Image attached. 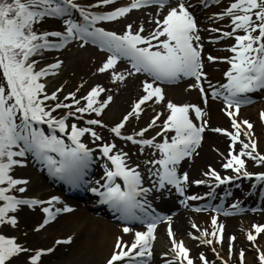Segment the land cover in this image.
<instances>
[{
	"label": "snow or ice",
	"instance_id": "obj_1",
	"mask_svg": "<svg viewBox=\"0 0 264 264\" xmlns=\"http://www.w3.org/2000/svg\"><path fill=\"white\" fill-rule=\"evenodd\" d=\"M114 2L115 0H99L94 7ZM169 3L170 0H132L128 6L99 14L82 7L75 0H0V185L7 184V187H0V201L4 202L0 205V226L14 227L17 224V217L9 213H16L24 206L34 209L38 205L52 204L60 199L52 197L45 202L8 194L16 186L27 184L26 180L14 178L11 172L16 166H25L24 158L28 155L42 164L53 177L76 187L85 183L84 177L92 163V149L88 148L81 138L85 134H90L94 140H101L102 137L92 127H79L75 123L69 125L67 120L69 117L83 119V116L78 114L102 115L113 99L112 96H108L106 100H100L101 93L106 90L97 85L82 97L86 102L84 106H80V100L76 99V93L72 92L65 97V100H72L71 104L57 102L54 107H49L46 101H58V93L63 89H58L49 95L41 79L56 74L62 61L36 70L37 61L32 58L42 54L44 50L63 48L69 41L77 39L84 44L91 41L94 44L98 43L110 53L98 69L100 73L111 70L114 81H123L125 75L117 72L116 67L121 59H126L135 73H145L151 77V81H144L145 94L134 104L132 111L119 124L111 128V132L116 137H122L121 130L130 117L140 115L144 110L142 106L148 102L164 103L165 91L158 82L170 83L183 78H194L197 84L190 87H199L207 102V95L201 83L206 79V73L203 71V44L200 43V30L194 15L182 0H176L177 6L170 8L162 21H155L157 27L147 37L141 35L144 31L142 26L138 31L133 32L132 26L128 25L123 34L96 27L98 21H115L132 10L146 5L155 4L164 7ZM73 12L78 13L82 22L71 18ZM237 12L240 14H236ZM224 16L231 18L233 31L223 32L219 39L234 36L236 44L229 49L234 55L227 58L231 66L225 73L228 82L221 86L223 91L214 90L213 96L223 97L227 104L226 114L232 118V127L235 132L220 128L212 129V131L227 135L231 139L229 156L222 164L224 169L233 170L237 178L242 176L251 179L255 175L258 181L264 182V173L251 174L246 170L244 157L264 165V155L257 152V144L251 138V132H244V135L249 137L247 143L240 140L242 125L248 130H251L253 125L247 120L237 122L235 119L241 104L248 102L247 95L264 90V0H235L224 13L220 14L219 18L222 19ZM49 17L64 18L65 31L38 33L34 30L36 24ZM240 30H243L245 34L236 35ZM209 31L220 32L219 29ZM254 33L258 34L254 35ZM49 37L59 39L52 41ZM217 59L211 55L208 56L210 62H215ZM131 74L133 73L130 72L129 75ZM73 108H75L74 111H69L63 117L57 118L53 115L58 109ZM166 109L169 114L162 125L161 132L157 133L164 136L162 143H155V138L137 139L136 137H143L149 128L155 127L163 113H157L148 127L139 133L122 138L133 144L151 146L159 150L161 158L148 162L159 166L152 171V176L156 178L155 186L160 190L172 187L184 196L189 176L187 172L178 174V166L186 158L192 157L200 146L207 121L204 120L205 113L196 105H177L168 101ZM192 111L201 121L199 125L191 118ZM261 118L264 119V112L261 113ZM86 123L89 126H102V121L99 119H88ZM44 125L48 127L49 132H45ZM57 132L65 136H59ZM168 132L175 133L170 140L166 136ZM65 137L70 143H66ZM237 142L242 145L239 153L234 151ZM115 148V144L102 145V155L113 167L104 165L106 171L102 179L105 182L101 184L97 181L99 187L92 188L91 192L101 197L100 202L109 205L119 214L122 221L146 220L147 227L145 231L133 233V228L126 224L122 231L133 233L134 241L129 245L118 238L108 264H147V258L153 255L152 244L156 239L155 231L161 217L150 211L151 205L146 199H141L150 191L149 188L142 187L141 173L127 165V153H114ZM204 175L213 178L217 182V187L233 180V177H222L219 172L211 168ZM117 178L122 179L123 187L120 183H116ZM194 183L202 185L206 181L197 180ZM16 190L24 193L26 188L21 186ZM207 195L211 196L213 193L210 192ZM186 199L198 200L203 197L192 195ZM232 207L238 208L239 204H234ZM42 211L47 214V218L40 225L41 228L54 220L61 211L71 212L73 209L65 207L53 211L51 207H43ZM167 219L169 220L168 235L172 239L170 251L173 256L171 260L165 259V264H194L190 257V250L184 242H178L175 239L170 223L171 217ZM211 222L216 230L211 233L204 230L201 236H194L193 239L207 245H212L214 240L222 243L224 226L217 223L215 216ZM193 228L197 226L193 224ZM254 230L255 235L251 231L247 233L249 241H256L258 235L264 233V225H255ZM209 236L212 238L209 239ZM235 239V236L229 238L230 250L231 243ZM68 242L70 238L68 241L57 243ZM26 251L28 249L19 245L14 238L0 234V264H7L11 258ZM47 251L50 252L52 249ZM43 254V251H37L32 255L31 264H39ZM164 255L167 257L168 254ZM239 256L243 264L245 256L243 250L240 251ZM258 259L260 264H264V251L259 252ZM200 260L202 264H209L203 254Z\"/></svg>",
	"mask_w": 264,
	"mask_h": 264
},
{
	"label": "rangeland",
	"instance_id": "obj_2",
	"mask_svg": "<svg viewBox=\"0 0 264 264\" xmlns=\"http://www.w3.org/2000/svg\"><path fill=\"white\" fill-rule=\"evenodd\" d=\"M130 2L132 0H129ZM235 0H216V5L212 9L205 10L204 13L200 15L199 25L200 26H212L215 25L212 29H219L220 32L212 31L210 36L214 37L212 41L215 43L213 45L206 44L205 52L209 55L218 58L215 62L208 64V60L206 58L205 62V73H206V84L209 85L207 87V92L209 94L207 105H203L202 109L205 113L204 120L207 121V127L205 130V135L203 139V143L196 149V153L194 156L186 161H184L180 165V169L184 172H187L189 176L188 182V190L189 196L196 195L198 192L201 194L204 190L203 185H196L194 181L199 180L202 177L203 173L209 171V169H217L219 171H224L225 173L228 170L222 167V164L225 162V158L229 156L231 149V139L227 135H221L212 131L217 127H225L229 128V132H235V129L232 127V122H230L227 117L224 115L227 110V105H225L219 97L213 96V91L216 89H222V85L228 82V79L225 75L227 71L230 70V63H228L227 58H231L234 53L229 51V49L236 44L235 37H227L223 39H219L223 32H232L233 26L230 22L231 18L228 16H224L222 19L219 18L220 14L224 13L226 9L233 3ZM76 3L81 5L82 7L88 9L91 12L101 13L103 11H110L117 7L129 4L126 0H115L114 3L109 5H101L99 7H94L99 3V0H76ZM214 9L215 16L212 18L210 16V12ZM158 9L157 8H145L141 10H136L128 13L126 16L121 17L115 21H101L109 28H111L117 34H123L128 25L132 26L133 32L139 27H146L147 30L150 29L155 24V19L157 17ZM164 14V10L160 15ZM236 14H240L237 12ZM78 19L80 16L78 15ZM77 20V19H75ZM82 22V20H78ZM99 22V21H98ZM42 26L48 27L49 29H55L60 32H64L66 25L64 21L58 20L54 21L52 19L46 21V25ZM203 38L205 42L206 37L209 36V30L202 29ZM243 30H240L236 33V35H244ZM258 34V33H254ZM59 38L53 37L52 40L56 41ZM52 52L51 60L47 63L39 64L37 68H45L50 64H54L57 61H62V65L59 69L56 70V74L51 75L49 79L45 80V85L47 90V94H52L58 89H63V91L58 94L62 97L67 96L69 93L75 92L76 99H79L81 102L82 97L88 94V91L93 87L100 85L106 91L101 93L100 100H106L108 96H112V102L109 106L104 110L102 119L106 121L108 124H112L117 121L123 114L129 113L132 111L134 104L145 94L143 90V83L147 80L146 77H141L137 73L131 71L126 63L117 64L116 71L119 73H123L125 75V79L123 81H114L111 75V70L106 73H100L98 69L103 65L106 61L107 56L100 51L97 50L93 46V43L88 42L84 44L82 41L72 40L69 41L63 48H53L50 49ZM132 72L133 74L129 75ZM149 81V80H148ZM165 91V101L162 104H155L152 102H148L145 106H142L144 109L139 116L130 117L133 121L132 124L129 121L128 130L133 133H138L139 130L151 122V118H153L158 112H167L166 104L168 101H171L177 105L181 104H189L192 101L197 102V105L200 106V97L197 89L192 90L189 85H180L177 87H163ZM79 89V90H78ZM78 90V91H77ZM259 100L257 103H254L249 106L240 107L238 115L235 117L237 122H243L245 120L249 121L253 128L251 130L246 129L245 126L242 125V132L240 136V140L244 142H248L249 137L244 135V132L250 131L252 136L251 138L256 142L257 149L259 153L264 155V119L261 118V113L264 112V90L259 91V95L257 97ZM215 105L218 113L222 114L225 117V121L221 122L219 120H215V116L211 110V105ZM70 110H66L68 113ZM224 112V113H223ZM75 117H69L67 121L73 122ZM166 118V116L164 117ZM159 122V121H158ZM157 122L155 126L159 131L162 126H160ZM164 122V121H163ZM75 124H80L81 127H87L86 121L81 124V121L76 118L74 121ZM107 124V125H108ZM112 126V125H110ZM95 129V131L102 137L101 140H96L101 143H107L112 140L111 135L109 134V130H105L104 128H95L94 126H89ZM168 133H166L167 135ZM91 138V135L88 134ZM164 137V136H163ZM90 140V139H88ZM220 144V145H218ZM119 147H127L131 152V158L133 162H137L141 164L142 168L146 173V180L149 182L155 181V177L152 176V171L157 168V165H152L148 163L149 161L157 160L161 158V153L154 147L151 148H141L142 155L137 154V148L129 147L126 144H119ZM224 150L225 158L219 159H211L214 156H217V152L220 151V147ZM242 150V145L237 142L235 144V153H239ZM216 158V157H215ZM246 160V170L255 174L258 171H261L259 163L253 161L248 157H244ZM25 166H16L15 171L13 173L14 177L21 180H28L26 185H21L27 189V185L31 180L40 179L43 181L44 177L40 176V172L37 170V163L33 160L31 156H27L24 158ZM264 169V168H263ZM232 173H235L232 171ZM254 177V175H253ZM154 180V181H153ZM18 186V187H21ZM255 184L251 180H242L238 179L236 184L231 185L230 187L225 188L224 186L214 187L211 191L213 195L211 197H215L216 201L220 200V203H223V206L226 208L225 212H230L232 210H239L240 214L238 215H225L223 214L221 218L217 221L218 224H222L224 226L223 232V242L217 243L214 240L212 245H207L202 243L200 240L193 239L194 236H201L204 230H207L209 233L216 230L213 224H208L207 221L200 214H196L191 210V208H185V212L174 218V222L172 224L175 239L183 240L185 242V246L190 250V257L193 259L194 264H202L200 260L201 254H203L209 261V264H213L214 261H219L216 257L217 254L225 256L227 261L231 263L234 258L239 256L241 250L245 253L244 262L252 264L254 259L259 256L260 251H264V233L258 235L256 241H249L247 239V233L251 231L254 235L255 225H264V205H262L260 211H255L254 207L257 206L256 197L257 188H255ZM17 187V188H18ZM208 186H206V189ZM226 189L230 190L228 196L225 194L219 195L226 191ZM51 190V191H50ZM155 199L159 203L157 206L160 209L165 208L167 205L174 204L173 207L177 206V196L175 192L172 191L171 187H169V191L160 190L158 187H154ZM49 193H46L43 196L47 197L51 200L52 197H59V201H54L52 204L57 208L63 209L66 207L67 198L60 193L55 192V186H49ZM208 194V193H205ZM260 195V194H259ZM21 196V195H20ZM42 196V197H43ZM46 204V203H45ZM239 204L238 208H233L232 205ZM26 209V207H22L18 211V217L22 220L19 223V227L14 228L16 231L13 232L15 237H18L15 240L18 244L21 243L22 247L28 249V251L18 254L17 256L11 258L7 264H28L30 258L33 254H35L38 250L43 252H48V248H51V253L43 256V259L39 261V264H71L70 259L67 257L70 253L72 246L74 245V231L68 226H60L58 223L55 225L50 223L48 226L39 229L38 225L43 224L42 216L43 212L39 210V208H28L27 212L30 213L36 219L31 221H27L21 217V210ZM72 209L74 213H79L80 210H83L87 213H82L83 217L87 216L89 218L100 219L101 221H111L110 219L104 217V215L96 210H92L88 206L84 205H73ZM71 211V212H73ZM71 212H63L58 215V217L67 215ZM9 215H15L9 213ZM101 215V216H100ZM79 216V215H78ZM112 222V221H111ZM53 224V226H52ZM193 224L197 226V228H193ZM52 227H51V226ZM4 230V226H1ZM6 229V228H5ZM37 229V230H36ZM5 231V230H4ZM5 232H8L6 229ZM0 233L2 234V230L0 229ZM134 233V231H133ZM56 235L60 239H64L67 236H71V242L69 243H57L56 239H52L50 245L48 247L46 243L45 236ZM12 236V235H10ZM156 239L152 244V249H155L156 253L161 254L162 252L168 251L171 253L170 249L172 248V240L169 239V242L166 237V232L159 231L156 233ZM235 236L236 239L231 243L230 250V240L229 238ZM209 239L212 237L209 236ZM133 239L132 233H125L123 235V241H131ZM59 244V245H58ZM20 245V244H19ZM109 246H111L110 241L105 242L102 247L95 246L92 243H87L84 246V250L86 253V257L88 258L89 264H102L107 258L110 250H108ZM215 248V251H213ZM157 262V261H156ZM162 262H158L157 264H161Z\"/></svg>",
	"mask_w": 264,
	"mask_h": 264
},
{
	"label": "bare ground",
	"instance_id": "obj_3",
	"mask_svg": "<svg viewBox=\"0 0 264 264\" xmlns=\"http://www.w3.org/2000/svg\"><path fill=\"white\" fill-rule=\"evenodd\" d=\"M211 110L213 112V115L215 116V120L217 119L221 122L226 120L222 114L218 113V110L215 105H211ZM217 155L218 156H214L211 159L214 160L215 157L225 158L223 151H221ZM40 183H42V181L38 178L31 180L30 183L27 185V192H25V194L33 197L45 195L47 191H43V188L45 189L47 186ZM21 212V217L27 221L36 219L32 215H30V213L27 212V210L25 209L21 210ZM82 213L87 215V213L83 210H80L79 213H74L73 211L67 215L58 217L53 223L54 225L55 223H58L60 226L64 227L66 225L74 231V245L72 246V249L67 256L70 259L71 264H89L88 258L86 257V253L84 250V246L87 245V243H92L95 246L102 247L105 242L110 241L111 246H109L108 248V250H110V248L114 247V244L117 242V239H121V237L125 235V233L122 231V227L113 224L110 221L105 222L96 218L87 219V216L83 217ZM209 216L211 215H202L204 219H207V222L209 220L211 222V217L209 219ZM44 238L46 239L47 243L46 247H48L52 239L54 240L59 237L56 235H52L45 236Z\"/></svg>",
	"mask_w": 264,
	"mask_h": 264
},
{
	"label": "trees",
	"instance_id": "obj_4",
	"mask_svg": "<svg viewBox=\"0 0 264 264\" xmlns=\"http://www.w3.org/2000/svg\"><path fill=\"white\" fill-rule=\"evenodd\" d=\"M34 30H35V31H40V30H41V28H38V26H37V25H35V27H34Z\"/></svg>",
	"mask_w": 264,
	"mask_h": 264
}]
</instances>
